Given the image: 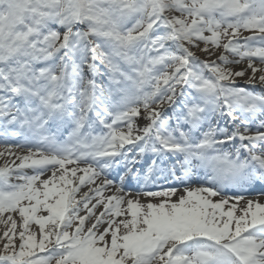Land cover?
<instances>
[{
  "label": "snow or ice",
  "instance_id": "obj_1",
  "mask_svg": "<svg viewBox=\"0 0 264 264\" xmlns=\"http://www.w3.org/2000/svg\"><path fill=\"white\" fill-rule=\"evenodd\" d=\"M0 161V264H264V0H0Z\"/></svg>",
  "mask_w": 264,
  "mask_h": 264
},
{
  "label": "bare ground",
  "instance_id": "obj_2",
  "mask_svg": "<svg viewBox=\"0 0 264 264\" xmlns=\"http://www.w3.org/2000/svg\"><path fill=\"white\" fill-rule=\"evenodd\" d=\"M0 163H2V161H0ZM257 198H264V197H260V195H256ZM249 198H251V196H249Z\"/></svg>",
  "mask_w": 264,
  "mask_h": 264
}]
</instances>
